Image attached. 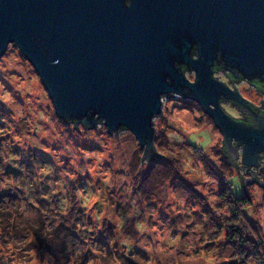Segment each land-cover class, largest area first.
<instances>
[{
	"label": "clouds",
	"instance_id": "clouds-1",
	"mask_svg": "<svg viewBox=\"0 0 264 264\" xmlns=\"http://www.w3.org/2000/svg\"><path fill=\"white\" fill-rule=\"evenodd\" d=\"M191 76L196 84L197 72ZM243 76L234 88L246 105L229 111L234 124L264 134V87ZM157 103L149 145L128 125L113 132L99 114L91 128L65 125L43 77L16 41L7 43L0 54V264H264V150L247 163V144L235 146L238 139L179 92H162ZM226 144L229 198H222L213 166H222L217 156ZM149 155L164 163L144 189ZM166 164L174 176L164 175ZM105 231L107 247L97 238Z\"/></svg>",
	"mask_w": 264,
	"mask_h": 264
},
{
	"label": "water",
	"instance_id": "water-1",
	"mask_svg": "<svg viewBox=\"0 0 264 264\" xmlns=\"http://www.w3.org/2000/svg\"><path fill=\"white\" fill-rule=\"evenodd\" d=\"M10 41L43 77L62 120L92 127L99 114L113 132L128 125L149 145L157 97L176 91L236 146L247 144V163L264 150V134L219 106L220 98L245 106L243 98L210 74L219 58L264 83V0H0V54ZM181 66L197 72L196 84Z\"/></svg>",
	"mask_w": 264,
	"mask_h": 264
},
{
	"label": "flooded vegetation",
	"instance_id": "flooded-vegetation-1",
	"mask_svg": "<svg viewBox=\"0 0 264 264\" xmlns=\"http://www.w3.org/2000/svg\"><path fill=\"white\" fill-rule=\"evenodd\" d=\"M191 56H192L193 59H198V52H197L195 46L191 49ZM218 56L219 55H217V57ZM217 60H218V62H216V60H213V64L210 67V69H211V73L210 74L212 75V77H214L215 79H217L218 81L223 83V85H226L228 88H230L231 90H233L234 92H237L239 94V92L235 90L234 85L240 79H244V76H242V73L238 70V68H236V67L232 68L229 65H226L225 62L219 61V58H217ZM181 71L183 72V74L186 76V78L189 81L193 80L192 76L190 77V79L187 77L188 75H191L193 73L192 69H188L185 66H181ZM251 83L257 85V87H264V83L258 82L256 79H253L251 81ZM245 103H246V101H245ZM229 104L238 105L242 109L245 107V106H242L239 103H236V102L231 101L229 99L220 98L219 99L220 108H222L223 111L225 113H227L233 119H235V118L232 116L231 112L229 111V107H228ZM206 116H207V114H206ZM234 145L236 146L235 142H234ZM227 149L228 148L225 147L224 157L227 158V160H229V155L227 154Z\"/></svg>",
	"mask_w": 264,
	"mask_h": 264
},
{
	"label": "rangeland",
	"instance_id": "rangeland-1",
	"mask_svg": "<svg viewBox=\"0 0 264 264\" xmlns=\"http://www.w3.org/2000/svg\"><path fill=\"white\" fill-rule=\"evenodd\" d=\"M187 77L190 79L191 75H188ZM184 100H185V102L187 104V102L191 101L192 99L191 100L184 99ZM204 115H205L206 119H210L209 117L206 116V114H204ZM64 124L65 125H73V124H70V123H64ZM77 125H80V124H77ZM217 159H219L221 161V165L222 166H220V167L213 166V171H214L215 175L217 176V178L220 180V187H221L220 195L223 194L224 195V196H222L223 198H229L228 186L224 182V178L228 175V170H229L231 165L227 161V159L224 157V155L218 154ZM149 163H150V167L142 174V177H141V187H143L144 189L148 188L149 179L150 178H154L156 176V166L159 165V164H163L164 161H163L162 158H160L159 161H149ZM206 163H207V161H206ZM24 166L25 167L29 166V159L28 158L25 159ZM165 167H166V169L168 171H166L164 173V175H173V176L175 175L174 171L172 170V165L171 164H166ZM185 187H187V185H185ZM241 195L243 196L244 194L242 193ZM193 196L199 202V197L195 193H193ZM61 230H63V225L61 226ZM97 238H98V241L104 247L108 246V242L111 239L110 234H109L108 231H105L104 233L99 234ZM140 264H143V260L142 259L140 260Z\"/></svg>",
	"mask_w": 264,
	"mask_h": 264
},
{
	"label": "trees",
	"instance_id": "trees-1",
	"mask_svg": "<svg viewBox=\"0 0 264 264\" xmlns=\"http://www.w3.org/2000/svg\"><path fill=\"white\" fill-rule=\"evenodd\" d=\"M101 120V119H100ZM100 120H96V122H99ZM64 123H70V124H73V125H75L73 122H70V121H68V120H64L63 121ZM87 128H91V127H87ZM120 129H125L124 127L123 128H120ZM120 129H118L117 131H119ZM159 157H157V156H152V157H148V160L149 161H159ZM227 159V158H226ZM228 162H229V160H227ZM230 163V162H229ZM222 196H224L223 194H221V197ZM223 198V197H222Z\"/></svg>",
	"mask_w": 264,
	"mask_h": 264
}]
</instances>
